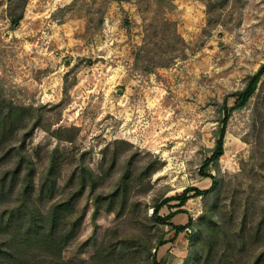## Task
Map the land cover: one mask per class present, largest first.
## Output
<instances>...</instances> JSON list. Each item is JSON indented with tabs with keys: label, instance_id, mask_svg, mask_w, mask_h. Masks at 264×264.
<instances>
[{
	"label": "rangeland",
	"instance_id": "1",
	"mask_svg": "<svg viewBox=\"0 0 264 264\" xmlns=\"http://www.w3.org/2000/svg\"><path fill=\"white\" fill-rule=\"evenodd\" d=\"M205 1L28 0L11 30L7 0H0V97L39 109L41 126L25 142L36 183L55 150L57 199L75 185L68 182L79 162L103 175L98 191L86 190L75 205V216H85L62 253L65 264H100L104 257L115 260L109 264H150L154 252L164 264H182L187 256L189 232L175 237L170 225H185L188 217L194 223L202 213L200 197L190 193L181 207L186 214L166 224L153 220V206L185 188L210 187L199 169L214 143L219 105L227 98L231 107L230 95L264 64V0L209 9ZM147 65L153 67L144 71ZM251 104L229 118L219 158L218 217L230 232L224 210L253 156ZM72 127L77 131L63 135L74 134L72 144L54 137L58 128ZM247 172L251 183L259 182L249 166ZM122 178L130 184L124 210L117 203L113 213H95L96 197L111 193ZM175 206L164 205L159 216ZM161 237L167 243L159 247Z\"/></svg>",
	"mask_w": 264,
	"mask_h": 264
},
{
	"label": "trees",
	"instance_id": "2",
	"mask_svg": "<svg viewBox=\"0 0 264 264\" xmlns=\"http://www.w3.org/2000/svg\"><path fill=\"white\" fill-rule=\"evenodd\" d=\"M28 0H7L10 29L15 30L23 18ZM208 9L217 5L224 8L230 0H206ZM141 52L135 54V63L139 62ZM153 66L147 65L144 71ZM264 64L244 80V87L230 96L234 102L227 106V98L219 105L217 126L213 132L214 143L208 150L209 156L199 169L202 178L210 180V187L205 191L185 188L179 196L164 199L153 206L152 218L159 224H166L178 214H186L181 207L185 205L189 194L200 197L202 213L193 223L191 217L182 226H172L175 237L188 231L187 256L182 264H264ZM261 98V99H260ZM254 102L251 104V100ZM251 104L252 134L255 138L253 156L243 164L238 177L240 188L233 195L224 210L231 220L232 228L226 231L221 224L218 213L221 209L222 180L220 178L219 158L223 155L224 138L229 118L235 111L247 108ZM38 108L18 105L0 97V264H65L62 253L78 236L85 212L75 216V205L86 190L95 194L101 183L102 174L94 173L83 162H79L69 178L71 190L61 199L59 179L61 168L58 162L60 152L51 153L48 163L36 183L37 166L34 158L25 148V142L33 130L41 126ZM77 128H58L54 137L59 141L72 144L71 137L63 136ZM115 144L128 146L127 142L116 141ZM124 149L121 148V151ZM112 153L110 170L118 156ZM250 167L259 182L251 183ZM215 174H212V173ZM153 173V170L151 172ZM129 182L122 178L117 187L104 198L96 197L95 213L104 209L113 213L117 203L124 210L128 200ZM177 202L175 211L166 217L159 216L160 209L172 202ZM223 209V208H222ZM116 216H119L117 212ZM167 243L161 237L157 246ZM99 250L95 255H99ZM150 264H164L157 259L154 252ZM108 257L98 260L100 264H109Z\"/></svg>",
	"mask_w": 264,
	"mask_h": 264
},
{
	"label": "crops",
	"instance_id": "3",
	"mask_svg": "<svg viewBox=\"0 0 264 264\" xmlns=\"http://www.w3.org/2000/svg\"><path fill=\"white\" fill-rule=\"evenodd\" d=\"M180 215H183V214L176 215L175 217H178V216H180ZM175 217H174V218H175Z\"/></svg>",
	"mask_w": 264,
	"mask_h": 264
}]
</instances>
